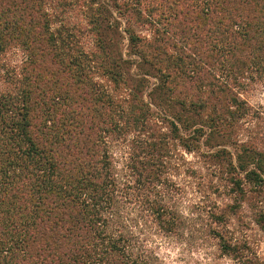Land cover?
I'll return each instance as SVG.
<instances>
[{"label":"trees","instance_id":"1","mask_svg":"<svg viewBox=\"0 0 264 264\" xmlns=\"http://www.w3.org/2000/svg\"><path fill=\"white\" fill-rule=\"evenodd\" d=\"M46 1L0 0V53L13 46L24 54L16 92L0 91V264H166L157 239L173 242L192 230L166 175L168 139L188 153L199 152L201 141L236 147L203 154L235 209L262 181L264 134L246 127L254 115L246 94L256 85L264 91V0L175 1L176 14L195 25L183 40L185 30L170 31L151 15L170 9L167 0L116 4L127 22L152 29L145 38L126 27L127 51L138 57L136 69L158 78L149 93L155 105L170 113L179 106L172 120L152 117L142 79L126 85L133 62L106 41L101 9L85 16L95 45L85 52L52 28ZM189 37L196 50L185 44ZM126 134L131 143L116 144ZM211 218L225 227V211ZM204 228L220 257L262 264L225 228Z\"/></svg>","mask_w":264,"mask_h":264},{"label":"rangeland","instance_id":"2","mask_svg":"<svg viewBox=\"0 0 264 264\" xmlns=\"http://www.w3.org/2000/svg\"><path fill=\"white\" fill-rule=\"evenodd\" d=\"M126 1L130 0H96V2L100 3L98 6L97 4L92 5L89 0H47L46 6L51 16L52 28L58 30V35L62 36L72 48L84 50L85 52L95 48L94 38L87 25L85 16L88 15L91 18L93 14H98L95 11L96 8L101 9L100 11L103 12L101 18L104 17L101 31L107 36L106 41L112 45V49L116 54H120L123 59L132 60L133 62L132 67L128 70L126 69V85L131 87L136 84L137 80L142 79V85L141 87L139 86L141 90L140 96L148 105L152 112V117L156 119L165 116L172 120L171 114H176L179 106L172 104L174 107L169 110L173 112L171 111L170 113L164 103L155 105L149 93L157 85L158 78L155 75L153 77L145 75L143 72H149L150 69L148 68L136 69L134 64L137 62L138 57L134 54L128 55L127 33L124 31L126 27L128 29L130 25L137 35L145 38H150L152 29L147 23L141 21H138L137 24L126 21L122 11L116 7V4ZM162 1L165 2L164 0ZM175 1L177 3L179 0H167L166 2H168L169 6L171 4L170 9L153 10L151 15L170 31L179 33L182 29L185 30L186 32L180 33L178 36L179 39L183 40L189 28L192 30L195 25L194 22H189L191 19L184 15V11L176 14L178 10L173 7ZM138 2L148 8L146 6L147 0L145 2L144 0H138ZM172 8L175 9L173 13ZM171 13L176 14L175 17H169ZM193 39L189 37L184 39V42L189 48L196 50L197 45ZM23 55L19 47L13 46L0 53L1 92H16V83ZM179 64L180 61L177 65L179 66ZM150 72L153 73V71ZM254 88H256L255 91L246 94L251 112H254L252 123L246 127L252 128L256 126L259 129L255 130L264 134V91L258 85ZM170 103L168 102V104ZM162 130L168 132L166 129ZM178 134L183 137L192 136L191 130H180ZM132 138V135L126 134L125 136L117 137L115 142L119 145H128L133 140ZM240 138L243 139L244 136ZM225 141L226 139H224V142L216 140L209 146L201 141L199 152L188 153L183 150L177 140L168 139L169 154L167 156L169 158L167 159L166 175L170 182L175 185V205L177 204L176 206L187 221L186 225L192 230L183 232L182 238H177L173 242L167 243L164 240L157 239L160 244L158 252L166 264H233V261L229 258L219 256L213 239L203 237L202 230L205 229V225L221 228V230L225 228L227 235L232 236L239 242H246L252 252L264 264V172L260 173L257 171L260 179H262L257 191H248L242 201L243 203H238L239 208H233L234 201L231 199L229 187L221 179L214 163L203 156V154L212 153L218 149H225L231 154H234L235 151L237 152L234 145L225 143ZM117 147L111 150V154L116 161L120 162L121 159ZM259 151L264 154V143L259 145ZM251 164H248V169H253ZM240 175L243 176V173ZM251 186L247 183L245 188L251 190ZM176 193L177 195H175ZM221 210L225 211L226 219L225 223H222L225 224V227L216 225L211 218L212 214L220 213ZM193 227L195 230H193Z\"/></svg>","mask_w":264,"mask_h":264}]
</instances>
